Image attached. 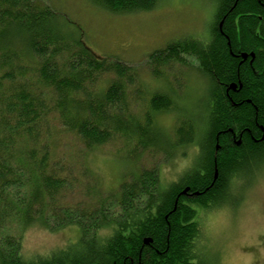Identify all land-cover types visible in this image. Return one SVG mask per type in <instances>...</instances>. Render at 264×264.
Returning a JSON list of instances; mask_svg holds the SVG:
<instances>
[{"label":"trees","instance_id":"obj_1","mask_svg":"<svg viewBox=\"0 0 264 264\" xmlns=\"http://www.w3.org/2000/svg\"><path fill=\"white\" fill-rule=\"evenodd\" d=\"M44 1L0 0V264H206L200 215L264 163V0H217L209 40L184 37L148 55L154 76L187 57L197 62L207 83V129L196 140L187 122L177 128L176 146L196 142L199 150L177 181L162 188L157 168L140 169L109 191L85 166L73 176L59 147L76 139L90 151L119 140L136 164L138 154L163 150L154 118L172 102L155 94L141 120L131 115L126 92L143 87L138 69L96 59ZM87 1L123 14L160 2ZM77 188L86 200L66 203ZM35 221L51 231L76 226L80 239L26 261L20 238L3 234L10 223Z\"/></svg>","mask_w":264,"mask_h":264},{"label":"rangeland","instance_id":"obj_2","mask_svg":"<svg viewBox=\"0 0 264 264\" xmlns=\"http://www.w3.org/2000/svg\"><path fill=\"white\" fill-rule=\"evenodd\" d=\"M44 2L66 20L96 59L116 60L138 69L143 87L137 89L135 85L126 92L131 115L141 120L155 94L162 93L172 102L167 112L157 113L154 118V138L163 150L138 154L135 164L119 140L86 151L76 139H68L59 151L66 154L73 176L80 177L85 166L105 191L115 189L124 177L140 169L157 168L162 188L177 181L196 165L199 150L196 142L176 146L175 132L187 122L196 140L203 137L208 122L207 83L192 58H184L185 65L170 64L159 76L149 72L146 61L149 54L172 40H209L217 0H160L153 10L133 14L111 13L87 0ZM108 80L103 78L97 88L102 89ZM243 174L241 180L232 182L229 197L221 205L200 215L201 259L206 264H264V163ZM73 192L66 203L86 200L84 188ZM7 235L20 238V256L26 261L44 258L80 239L76 226L51 231L38 221L27 226L10 223L3 234Z\"/></svg>","mask_w":264,"mask_h":264},{"label":"water","instance_id":"obj_3","mask_svg":"<svg viewBox=\"0 0 264 264\" xmlns=\"http://www.w3.org/2000/svg\"><path fill=\"white\" fill-rule=\"evenodd\" d=\"M246 55H242V58L245 60L246 59ZM251 57L253 58L254 57V55L253 54H251ZM233 89H234V87H232ZM215 178H216V173H215ZM187 191V190H186ZM183 194H185V191L183 192ZM147 242V241H146Z\"/></svg>","mask_w":264,"mask_h":264}]
</instances>
